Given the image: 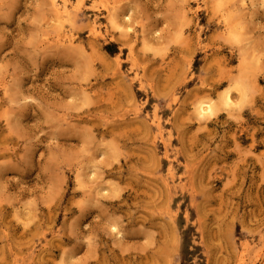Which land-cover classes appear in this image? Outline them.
<instances>
[{"label": "rangeland", "instance_id": "rangeland-1", "mask_svg": "<svg viewBox=\"0 0 264 264\" xmlns=\"http://www.w3.org/2000/svg\"><path fill=\"white\" fill-rule=\"evenodd\" d=\"M0 264H264V0H0Z\"/></svg>", "mask_w": 264, "mask_h": 264}, {"label": "bare ground", "instance_id": "bare-ground-1", "mask_svg": "<svg viewBox=\"0 0 264 264\" xmlns=\"http://www.w3.org/2000/svg\"><path fill=\"white\" fill-rule=\"evenodd\" d=\"M65 1V0H64ZM68 4V3H67ZM71 5V4H70ZM54 7H55V10H56V12L57 13H59V12H61L62 11V8L64 7V2H62V3H57V2H55L54 3ZM63 15V14H62ZM98 18V17H97ZM97 20V19H96ZM94 22V21H93ZM96 22V21H95ZM96 24V23H95ZM60 25V24H59ZM64 25V24H63ZM93 28V27H92ZM97 28V27H96ZM97 31V30H96ZM99 31V30H98ZM97 31V32H98ZM95 32V31H94ZM92 33L93 35H95V33ZM100 33V32H99ZM71 35V34H70ZM70 37V36H69ZM67 38V37H66ZM203 104V103H202ZM199 105L198 106V109H199V112L200 113H204V112H206V111H210L211 110V107H210V105L209 104H206V105ZM158 134V133H157Z\"/></svg>", "mask_w": 264, "mask_h": 264}]
</instances>
